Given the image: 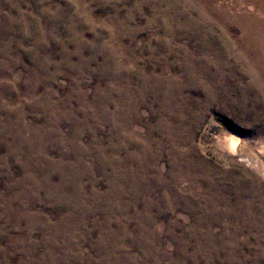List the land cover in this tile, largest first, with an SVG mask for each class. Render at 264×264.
I'll list each match as a JSON object with an SVG mask.
<instances>
[{
    "label": "rangeland",
    "instance_id": "rangeland-1",
    "mask_svg": "<svg viewBox=\"0 0 264 264\" xmlns=\"http://www.w3.org/2000/svg\"><path fill=\"white\" fill-rule=\"evenodd\" d=\"M234 135L264 146V0H0V264H264L182 176L264 185Z\"/></svg>",
    "mask_w": 264,
    "mask_h": 264
},
{
    "label": "bare ground",
    "instance_id": "bare-ground-1",
    "mask_svg": "<svg viewBox=\"0 0 264 264\" xmlns=\"http://www.w3.org/2000/svg\"><path fill=\"white\" fill-rule=\"evenodd\" d=\"M222 147L226 154L239 158L264 180V146L256 153L250 141L234 135L225 137ZM198 168L191 165V174L188 169V174L184 173L182 176L192 187L202 191L195 193L201 201L206 202L207 212L216 209L217 215L225 218L223 226L227 229L239 228L264 233V201L261 198L264 195V185L261 181L243 172L242 176L228 178L231 182L224 186L223 181L211 179ZM218 206L221 207L220 211Z\"/></svg>",
    "mask_w": 264,
    "mask_h": 264
}]
</instances>
